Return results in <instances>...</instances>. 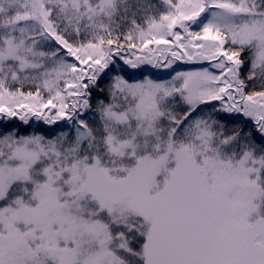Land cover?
<instances>
[{"label": "snow or ice", "instance_id": "1", "mask_svg": "<svg viewBox=\"0 0 264 264\" xmlns=\"http://www.w3.org/2000/svg\"><path fill=\"white\" fill-rule=\"evenodd\" d=\"M0 264H264V0H0Z\"/></svg>", "mask_w": 264, "mask_h": 264}]
</instances>
